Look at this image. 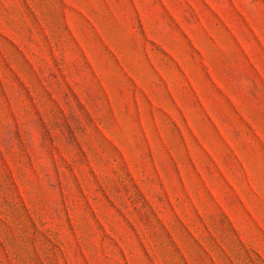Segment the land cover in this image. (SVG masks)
<instances>
[{
	"label": "rangeland",
	"instance_id": "374dc122",
	"mask_svg": "<svg viewBox=\"0 0 264 264\" xmlns=\"http://www.w3.org/2000/svg\"><path fill=\"white\" fill-rule=\"evenodd\" d=\"M0 264H264V0H0Z\"/></svg>",
	"mask_w": 264,
	"mask_h": 264
}]
</instances>
